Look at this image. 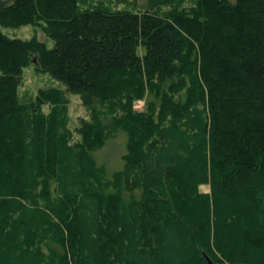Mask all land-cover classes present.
<instances>
[{"label": "trees", "instance_id": "obj_1", "mask_svg": "<svg viewBox=\"0 0 264 264\" xmlns=\"http://www.w3.org/2000/svg\"><path fill=\"white\" fill-rule=\"evenodd\" d=\"M82 1L0 0V264H264V0Z\"/></svg>", "mask_w": 264, "mask_h": 264}, {"label": "rangeland", "instance_id": "obj_2", "mask_svg": "<svg viewBox=\"0 0 264 264\" xmlns=\"http://www.w3.org/2000/svg\"><path fill=\"white\" fill-rule=\"evenodd\" d=\"M154 1H169V3L161 5H154L162 10H169L171 8H178L179 10H189L194 7L197 3L196 0H84L82 1V7L86 9H94L97 7H104L111 11H143V9H148ZM3 33L11 38H20L24 40H29L32 38H37L40 41H45L50 47L54 46V42L46 35L43 28L37 25H27L19 28H8L1 27ZM1 73V72H0ZM52 87H61V84L56 81L53 76L48 72L38 71L34 64L25 67L23 72V81L19 88V93L21 100L28 101L30 99L36 98L40 90L49 89ZM70 105H69V115H70V126L76 131L81 125L82 119H90L89 110L83 105L80 96L73 95L69 93ZM144 107L143 101H138L135 108L142 110ZM46 111H49V106L44 107ZM80 135L76 131L74 133V141L79 140ZM119 143V144H118ZM121 145L120 142L116 140L112 142L108 150L101 151L97 157L104 158V161L111 167L117 168L122 164L117 160L120 151L117 146ZM121 148V146H119ZM100 159V158H99ZM203 191H210L209 186L202 188Z\"/></svg>", "mask_w": 264, "mask_h": 264}, {"label": "water", "instance_id": "obj_3", "mask_svg": "<svg viewBox=\"0 0 264 264\" xmlns=\"http://www.w3.org/2000/svg\"><path fill=\"white\" fill-rule=\"evenodd\" d=\"M5 4H6V3H4L3 6H4ZM0 6H1V4H0ZM34 62H36V61H34Z\"/></svg>", "mask_w": 264, "mask_h": 264}]
</instances>
